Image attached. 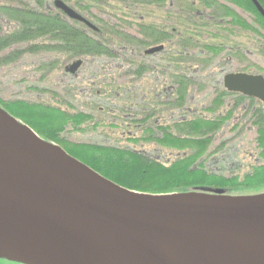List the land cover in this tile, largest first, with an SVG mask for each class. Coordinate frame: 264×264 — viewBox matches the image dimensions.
Wrapping results in <instances>:
<instances>
[{"label": "water", "instance_id": "obj_1", "mask_svg": "<svg viewBox=\"0 0 264 264\" xmlns=\"http://www.w3.org/2000/svg\"><path fill=\"white\" fill-rule=\"evenodd\" d=\"M55 7L92 26L62 1ZM225 86L264 103L263 76L230 75ZM1 237L17 239L44 264H222L208 248L226 264H264V195L131 191L0 107Z\"/></svg>", "mask_w": 264, "mask_h": 264}, {"label": "trees", "instance_id": "obj_2", "mask_svg": "<svg viewBox=\"0 0 264 264\" xmlns=\"http://www.w3.org/2000/svg\"><path fill=\"white\" fill-rule=\"evenodd\" d=\"M56 1L58 0H0L3 3L0 5V17H4L0 52L4 53L2 57L6 65L32 57L39 63H44L41 65L43 72L61 79L65 64L73 60L112 62L123 56L130 57L133 53L143 55L146 47L160 43V19L152 24V31L155 33L152 40L148 41L146 38L147 24L142 20L151 7L146 0H59L88 18L94 24L93 28L69 19L55 7ZM240 1L244 2L248 14V39L252 36L255 39L258 33L264 47V18L251 0H238L239 6ZM258 2L264 8V0ZM150 11L165 19V37L162 43H165L168 51L167 62L172 71L170 77L173 79L172 84L176 86L179 0L159 2L158 8H150ZM132 30L137 37L131 34ZM200 30V27L198 29L193 25H183V33L190 36H195ZM248 50L256 53V46L249 43ZM260 68L263 69V66ZM262 69L258 68L259 72L264 71ZM130 74V71L126 72V76ZM179 84L180 106L187 100L188 84ZM0 107L28 125L43 140L59 145L72 157L128 190L149 195L192 192L217 194L219 191L229 197L264 195V133H260L257 139V162L251 165L248 172L243 175H226L220 170L212 169L215 166L213 158L222 153L221 148L225 147V142H221L219 147L215 146L218 142L213 133L216 126L203 117H193L185 123H179V140L171 137L170 130L176 131V127L169 126L168 135L163 140L154 142L182 153L181 157L165 164L143 152L120 145L68 141L63 134L87 131V123H91L92 117L84 113L70 114L61 108L25 100L5 103L0 99ZM134 123L143 124L144 119ZM98 124L93 127L97 128ZM141 130V138L128 137L127 140L148 142L143 126Z\"/></svg>", "mask_w": 264, "mask_h": 264}, {"label": "rangeland", "instance_id": "obj_3", "mask_svg": "<svg viewBox=\"0 0 264 264\" xmlns=\"http://www.w3.org/2000/svg\"><path fill=\"white\" fill-rule=\"evenodd\" d=\"M2 4L0 2V5ZM152 20H156V17L153 16ZM1 22L0 17V25ZM153 23L155 22L151 24ZM135 33L132 30L131 34L133 36L136 35ZM149 48L151 47H146L144 52ZM253 50L252 52L247 51L248 57H250V59H247L248 71L258 72V68L259 70L262 69L260 68L261 66H263L262 70H264V47L261 56H258V58L250 56V53L256 54ZM3 55L4 53L0 52V99L2 101L8 103L16 100H25L31 103L61 108L70 114L84 113L92 117L91 123H87L88 129L84 133L70 131L63 134L68 141L110 146L120 145L143 152L165 164L173 162L178 155L179 157L182 156L180 152L159 147L151 141H138V143L135 141V143L127 140L129 136L132 139L142 137V134L137 132L135 128H129V121L130 119L140 120L145 116V105L150 101L149 99L147 100V97L149 98L148 93H150L147 92V90L150 91L148 86H156V78L161 76L164 78L168 74L167 86L164 84L166 92L162 93L161 101L170 102V100H175V97L170 99L169 93L171 90L170 75L172 71L169 68V63L161 59V55L151 58V74L146 73L144 63L140 64V60H135L136 63L134 65L131 55L130 57L123 56L121 59L112 62H91L88 60L80 69L77 78L67 75L61 81L59 76L51 77V75L49 76L46 72H43L41 65H44V63H39L32 57H25L15 64L6 65L3 61ZM255 58L261 66L255 67L253 65ZM76 60L65 64L63 71ZM156 69L157 73H155ZM224 70L235 72L236 70H241V66L239 63L238 66L235 63H229L224 69L216 70V82L211 81L209 76L212 72L210 73L208 68L202 71L204 74H199L202 78H196V80L201 82V86L194 91L192 88L187 91V100L183 104L184 109L179 112L182 114L180 116H212V112L207 108L211 107L212 99L216 95L215 91L217 89L221 90L220 82L224 75L220 74H223ZM128 71L131 74L126 76ZM194 72L195 70H192L188 74L193 77ZM260 72L264 74V71ZM118 86L119 88L122 87L119 91H117ZM96 123H99L98 127L94 128L93 126ZM68 128V130L71 129L70 126ZM253 138V135H249L244 141L225 142V147L221 148L223 150L221 151L222 153L216 154L213 158L215 166L212 169L220 170L226 175H243L247 173L251 165L257 162V152L254 148ZM221 142H216L215 146H221Z\"/></svg>", "mask_w": 264, "mask_h": 264}, {"label": "flooded vegetation", "instance_id": "obj_4", "mask_svg": "<svg viewBox=\"0 0 264 264\" xmlns=\"http://www.w3.org/2000/svg\"><path fill=\"white\" fill-rule=\"evenodd\" d=\"M146 1L151 7L148 8L149 13L144 19H141L147 24V40L151 41L155 34L152 31V22L157 23L160 19L159 29L161 30L159 34L160 43H157L149 49L154 47H163V49L162 51L151 55L146 54V51L149 50L147 49L143 55L133 53L131 58L134 60V65L137 60H140V64L144 63V70L146 73L151 74V58L161 55V59L167 61L169 56L165 43H162V40L165 37V32L163 31L166 27L165 19L162 16L159 17L156 12L150 11V8L157 9L158 3H165V0ZM245 8V4L242 1H240V6L238 5V0H179V38L177 39V50L175 55V58L178 61V70L175 77L178 85L176 84V86H174L172 84L173 79L171 78V90L169 92L171 96L170 99L175 97V100H170V102L161 101L162 93L166 92L165 86H167L168 83V74L165 73L166 75L164 78L162 76L156 78V86H148L150 91L147 90V92L150 93H148L149 98L147 97V100L149 99L150 101L145 105V116L143 117L144 123L135 124L134 121H136V119H130L129 128L133 127L137 132L142 133L143 130H141V127L143 126L146 131L145 138H147L149 142H156L157 140H163L168 135L169 126H175L176 131L172 129L170 130L172 132L171 137L179 140V123H185L193 117H203L211 120L215 124L216 127L213 132L215 133V141H244L249 135H253L254 148L257 149V139L259 138L260 133H264V103L242 93L229 91L225 86L226 77L230 75L244 74L264 77V74L259 72V70L258 72L248 71L249 65L247 59H250L247 52L248 44L252 43L256 46L257 55L250 53V56H256L258 58L263 51V42L262 37L258 33L255 39L253 36L251 39H248V14ZM153 16L156 17V20H152ZM82 17L91 23L88 18L84 16ZM1 20H4V17L1 16ZM251 21L253 20L251 19ZM79 23L86 25L83 22ZM91 24L94 25L93 23ZM185 24L187 26L193 25L198 29L200 27L201 32L197 31L195 36H190L186 32L183 33V25L185 26ZM133 25L135 27L136 22H134ZM3 26L4 23L1 22L0 29H2ZM86 26L93 28V26ZM133 39L136 40V38ZM78 61H82V65L76 71L71 72L72 65ZM85 62L87 61L84 59H78L68 65L64 70L63 76L59 80L61 81L64 76L67 77V75L77 78L78 73L84 66ZM229 63H235L237 66L239 63L241 70L228 72L225 68L226 70H224V73L220 74L224 75L220 82L221 90L217 89L215 91L216 95L212 99L211 107L207 108L212 112V116H180L182 114L179 112L184 108L183 104L179 106V83L188 84V90L192 88L194 91L201 86V82L196 80V78H202L199 76L200 73L204 74L202 71L207 70L208 68L210 73L212 72L211 75L208 76L211 78V81L216 82V70L224 69ZM253 65L255 67L261 66L257 59ZM192 70H195L193 77L188 74ZM102 72L104 71L102 70ZM155 73H157V69ZM149 76L151 77V75ZM85 78L87 79V77ZM119 89H122V87L119 88L118 86L117 91H119ZM218 127L220 128L216 130ZM156 145L159 146L158 144ZM177 152H179V150H177ZM177 157H179V155ZM0 264L27 263L10 256L0 255Z\"/></svg>", "mask_w": 264, "mask_h": 264}, {"label": "bare ground", "instance_id": "obj_5", "mask_svg": "<svg viewBox=\"0 0 264 264\" xmlns=\"http://www.w3.org/2000/svg\"><path fill=\"white\" fill-rule=\"evenodd\" d=\"M0 244L4 248L0 250V255L2 256H11L16 259H20L27 264H44L41 258L33 256L28 252L26 247L22 245L17 239L11 237H1ZM166 250L175 258H180V250L174 246H166ZM209 254L215 258L218 262L226 264L224 260H221L218 256L214 255V252L211 248L207 249Z\"/></svg>", "mask_w": 264, "mask_h": 264}]
</instances>
